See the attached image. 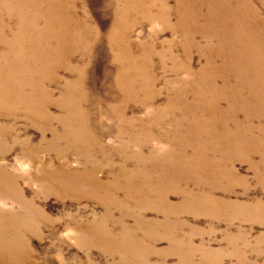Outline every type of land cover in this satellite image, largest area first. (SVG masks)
Returning <instances> with one entry per match:
<instances>
[{"label":"bare ground","instance_id":"6f19581e","mask_svg":"<svg viewBox=\"0 0 264 264\" xmlns=\"http://www.w3.org/2000/svg\"><path fill=\"white\" fill-rule=\"evenodd\" d=\"M169 1L160 0L159 4V0H103L100 5L102 13L113 15L114 12V15H119L127 22L124 25L109 22L101 28L93 17L90 22V19L85 20L90 14L85 0L74 3L77 16L76 11H73L72 0H0L2 7L13 6L8 13H15L14 18H18V22L14 20L17 33L22 34V39L30 42L25 37L36 33L34 45H31L33 56L20 54L16 59L23 64L29 59L32 60L38 66L35 78L41 81L40 84L43 82L56 88L63 81L66 83L62 84L66 90L65 95L73 97L70 100L50 101L54 89L49 93L45 91L42 97H46L47 101L40 102L48 105V110L58 109L64 115H46L37 120H27V123L42 132L52 134L48 145L25 149L20 159L21 164H38L32 177L42 188V197L54 194L59 198L93 199L106 209L109 206L126 207L122 201L132 200L143 210L158 208L159 210L153 211L156 216L166 219L160 222L164 224L171 218L168 215L175 212L176 208L173 201L168 204L166 199L168 195L176 198L180 194L177 192L178 186L186 177L201 186L211 184L212 190L217 191L220 189V182L228 180L226 178L234 174L231 165L235 162L248 164L254 176L260 177L264 174V104L259 103L264 98V0H172L175 4L174 10L169 9ZM120 2L124 6L121 13L118 10ZM146 22H158L162 25L159 31L151 32L154 39H158L161 32L168 30L172 40L160 46L162 49L165 45L169 48L160 54H154V47L149 44L150 48L146 47V54L141 57V63H138L129 54V50L130 46L138 48L141 45H135V38L146 26ZM32 24L34 27H29ZM170 24L174 27L171 30ZM40 25L43 27L39 31ZM49 41L52 42V50L47 47ZM99 45L107 48V53L113 56L114 64L119 67L113 77L103 72L101 88L90 84L91 89L83 93L78 85L71 87L69 81H65L60 73L74 76L77 84L80 81L85 82V67L88 63L77 68L78 63L85 58L88 49ZM2 49L3 42H0V61L7 58ZM177 50L180 54H175V58L170 53ZM154 56H159L161 65H165L164 61H170L174 66L181 67L182 64L179 63L184 62L187 66L184 80L190 78L185 87H182L180 79H173L172 83L166 81L160 87L161 91L155 89V79L152 78ZM193 56L202 62L203 67L196 70L192 68ZM162 68L164 73L170 74H178L181 70L179 68L168 71L165 67ZM29 71L32 75L31 70ZM27 76L30 74L27 73ZM2 82L0 77V84ZM178 86H181V93L175 90ZM39 91L43 93L41 86ZM105 92L118 100L124 98L129 102L141 94L151 102L158 101L161 94L168 95L163 104H155L158 111L148 115L147 121L154 116L158 119L171 117V123L161 122L158 126L163 131L160 136H165L158 143L160 147L170 149H166L167 155L157 159L148 158L147 162L142 161L144 158L140 153V159L131 169V174L124 170H117V173L110 169V180L107 182L97 177L100 166L95 163L96 154L103 150L99 142L100 134L95 131L97 126L93 122V107L100 104L96 100H89L99 95L105 96ZM65 95L62 94L61 97L65 98ZM178 95H183V98L179 99ZM215 95L220 98H212ZM135 102L141 104L140 100ZM120 108L129 109L126 106ZM26 109L27 116L34 117L29 113L30 102ZM112 109L113 114L115 112L117 115V108ZM1 115L8 116L3 110ZM10 116L15 117L14 114ZM6 120L9 118H5ZM54 122L61 128L59 133L53 132ZM68 132L74 133L73 137L69 136L66 140ZM12 135L13 130L10 127L0 126V142L3 141L0 144H5V138ZM120 135L129 137V142L135 145L134 149L137 148V143L141 145L147 142V133L144 131ZM64 143L66 150H75L79 160L78 169L70 170L59 165L63 153H55L51 163H41L42 159L38 157L40 152L52 151L58 144ZM121 151L122 149L119 154L123 157ZM103 158L108 157L104 155ZM130 158L125 156L124 161L128 162L126 159ZM139 165H144L145 168ZM107 166L112 168L114 165L107 163ZM18 178L8 171L5 164L0 163V197L6 198L12 205L22 206L27 211L26 216L41 225L47 218L25 197L17 185ZM35 191L37 195H41L38 190ZM164 192L168 194H163ZM182 194L187 197V204L182 207H195L198 210L202 207L207 211L204 203H208V209L217 210L225 202L222 199L224 194L221 198L216 197L217 199L213 195H190L185 191ZM147 202H152L151 206H147ZM161 219L156 217L154 221L143 223V226L153 229ZM139 221L143 222V219L136 222ZM26 226L28 225L23 224L22 217L0 211V264H23L24 257L29 253L20 249L23 245L21 232H29ZM168 226V223L157 225L164 232V228L169 229ZM99 229L95 223H79L74 227L75 237L98 247L104 253L115 251L126 255L140 252L137 248L140 243L130 239L120 242L119 247L114 250L111 240ZM170 229H173L172 225ZM163 239L171 247L176 246L169 236L164 234ZM153 242L155 244L157 241ZM150 251L151 248L145 245L141 253L149 257L152 254Z\"/></svg>","mask_w":264,"mask_h":264},{"label":"rangeland","instance_id":"374dc122","mask_svg":"<svg viewBox=\"0 0 264 264\" xmlns=\"http://www.w3.org/2000/svg\"><path fill=\"white\" fill-rule=\"evenodd\" d=\"M82 1L79 0V2ZM85 1L90 13L86 17V21L89 19V22L92 21L93 17L101 28L109 22H116L117 24L119 22L120 25L127 22L119 15H114V12H112L113 15L108 12L102 13L100 5L103 0ZM120 1L122 2V0ZM76 2L77 0H72L73 11H76L74 8ZM121 2L118 6L119 13L124 9ZM159 4H161L160 0ZM169 6V9L174 10L175 4L172 0L168 2ZM12 7V5L3 7L0 5V42H3L2 53L7 56V58L0 61V77L3 79L2 84H0L2 94L0 96V126L10 127L13 130L12 137L3 139L5 144H0V154H2L0 163L5 164L10 173L19 177L17 180L18 187L23 191L25 197L32 201V204L47 218V221L40 225L37 221H32L33 218L29 219L26 216L27 211L22 206L12 205L5 200L6 198L0 197V211L22 217L23 224L29 226H26L29 232H21L23 245L20 249L29 252L24 257L23 264H264V174L260 177L254 176L246 163H233L231 167L234 174L232 177L226 178L228 180H222L220 189L217 191L212 190L211 184L201 186L190 177H186L178 186L177 192L180 194L176 198L168 195L166 199L168 204L173 201L176 208L175 212L168 215L171 218L167 219L164 224L160 222H163L165 218L156 216L153 211L159 210L158 208L143 210L132 200L124 199L122 201L126 207L109 206L106 209L93 199L59 198L54 194L42 197V194H44L42 188L32 177L36 170L34 168L38 167V164L32 162L21 164L20 159L23 150L33 146L45 147L44 145H48L52 139V134L42 132L39 128L27 123V120L33 118L37 120V118L40 119L46 115L51 117L63 116L64 112L54 108L48 110L49 106L40 102V100L47 101V98L42 97V95L45 91L49 93L53 87L45 85L43 82L40 84L41 81L35 78L38 66L30 59L24 64L16 59V57H20V54L25 56L31 54L33 56L31 45H34L33 40H35L36 33L25 37L29 38L30 42L28 39H22L23 36L17 33V25L15 24L18 18H14L15 13L11 15L8 13ZM130 10L129 6V13ZM77 14L78 11H76L75 16ZM169 19L171 20L172 17ZM28 20L31 21V19ZM159 24L158 22L153 24L146 22L143 30L136 34L135 45H141L138 48L134 45L130 46L129 50V54L134 56L133 59L136 62L141 63V57L146 54V47L149 44L154 47V51H152L154 54H160L169 49L167 45L163 49L160 47L164 42L172 40L168 30L161 32L158 39L153 38L152 33L162 28V25ZM170 25H172L169 26L171 30L174 27L173 24ZM29 27L33 28L34 25L32 24ZM42 27L43 25H40L38 30L40 31ZM47 47L52 50V42L49 41ZM107 51V48L101 45L99 47L93 46L86 51L85 58L77 66V68L83 67L88 63V66L85 67V82L80 81L77 84L74 76L66 73H60V75L64 77L65 81H69L71 87L78 85L83 93L91 89L90 84L101 88L103 85L101 82L103 72L105 71L110 77H113L117 67H119V65L114 64L115 59ZM170 54L174 56L180 54V51H172ZM174 57L176 58V56ZM159 59V56L153 57L154 73H152V78L155 79V89L161 91L160 87L166 81L172 83L173 79L176 81L180 79L183 83L182 87H185L190 79L184 80L186 64L181 62L179 64H182V66L178 67L170 61H164L163 64L165 65H161ZM76 62L74 61V63ZM161 67H165L168 71L179 68L181 70L178 74H170L168 72L164 73V69H161ZM201 67H203L202 62H199L193 56L192 68L196 70ZM29 70H31L32 75ZM27 73L30 76H27ZM62 84L65 85L66 83L62 81L61 85L53 88L54 93L50 101L73 98L65 95L66 90ZM40 86L43 93L39 91ZM175 90L177 93H181V86H178ZM62 94L66 97L62 98ZM262 95L264 96V94ZM161 96H159L158 101L151 102L149 98H145V95L141 94L138 98L129 102L124 98L118 100L105 92V96L99 95L89 99L96 100L97 104H100V106L93 107L95 113L93 122L97 126L95 131L100 134L99 142L103 149L102 152L96 154L95 163H99L100 166L97 172L98 178L104 182L109 181L108 173L110 169L117 173L124 170L131 174V169L135 164L137 165L136 162L140 159V153L144 158L143 160L141 158V160H147V162L149 161L148 158L157 159L167 155V150L170 149L162 148L158 143L159 139L165 137L160 136L163 131L158 126L161 122L171 123V117L164 116L158 119L154 116L147 121L148 115L158 111L155 104H163L164 100L168 99V95L161 94ZM28 97L31 99H28ZM169 97L171 98L172 95H169ZM178 97L182 99L183 95H178ZM185 98L189 99V97ZM212 98H220V96L215 95ZM18 99L21 101H18ZM136 100H140L141 104L136 103ZM78 101L81 102L82 100ZM29 102L31 103L29 113L33 114L34 117L27 116L26 106ZM125 103L126 105H124ZM259 103L264 104V98H261ZM87 106L90 105L87 104ZM122 106L129 109H119ZM114 107L117 108V115L111 111L114 110L112 109ZM2 110L8 116L1 115ZM12 114L15 117H11ZM5 118H9V120L5 121ZM52 129L53 132L57 133L61 130L56 122L52 124ZM143 131L147 133L145 136L147 142L141 145L137 143L136 149H134L135 145L129 142V137L120 135L121 133L130 134L131 132ZM73 133L68 132L66 140L69 139V136L73 137ZM16 142H20V144ZM120 149H122L123 157L119 154ZM55 153H63L61 154L63 158L59 161L61 167H67L70 170L79 168V160L75 150L73 148L66 150L65 143L58 144L52 151L40 152L38 157L42 159V164L51 163ZM136 153H138L137 156ZM104 155H107L109 159H104ZM125 156L131 157L130 160L126 159L128 162L124 161ZM107 163H112L114 166L110 168ZM140 167L145 168L144 165ZM0 185H2L1 181ZM35 190H38L41 195H37ZM184 191L190 195H213L214 198H221L220 196L223 197L224 194L225 197L222 199H225V202L221 203L222 206L220 205L217 210L208 209V203L203 204L207 211L202 207L199 210L195 207H182L187 204V197L182 194ZM163 194H168V192ZM117 196L120 198V195ZM151 204L152 202L146 203L147 206H151ZM156 217L158 219L162 218V221L156 222L158 226L168 223L169 229L164 228V232L158 229L156 224L155 227L157 228L154 227L153 229L143 226V223L154 221ZM141 219H143V222H136ZM79 223L84 225L95 223L99 226V231L113 243L114 250L119 247L120 242L130 239V241L140 243L137 247L140 252L126 255L115 251L104 253L98 247L79 241L75 237L76 230H74V227ZM171 225L173 226L172 230L170 229ZM164 234L172 238L176 246L171 247L168 244L169 242L163 239ZM153 240L157 242L153 244ZM145 245L151 248L149 253L152 252V254L149 257L141 253Z\"/></svg>","mask_w":264,"mask_h":264}]
</instances>
